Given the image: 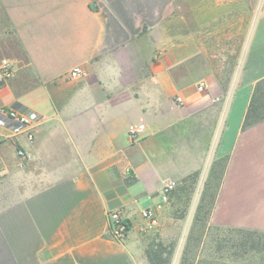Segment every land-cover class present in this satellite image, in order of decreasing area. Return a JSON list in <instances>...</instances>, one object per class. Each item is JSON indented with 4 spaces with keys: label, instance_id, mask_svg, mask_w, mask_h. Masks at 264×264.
I'll return each instance as SVG.
<instances>
[{
    "label": "crops",
    "instance_id": "obj_1",
    "mask_svg": "<svg viewBox=\"0 0 264 264\" xmlns=\"http://www.w3.org/2000/svg\"><path fill=\"white\" fill-rule=\"evenodd\" d=\"M4 60L0 109L39 120L31 141L0 128V264H149L141 211L164 231V184L219 164L213 225L264 233V120L242 128L264 0H0ZM109 210L130 223L122 239Z\"/></svg>",
    "mask_w": 264,
    "mask_h": 264
},
{
    "label": "rangeland",
    "instance_id": "obj_2",
    "mask_svg": "<svg viewBox=\"0 0 264 264\" xmlns=\"http://www.w3.org/2000/svg\"><path fill=\"white\" fill-rule=\"evenodd\" d=\"M222 167L214 178L205 170L172 190L165 230L158 221L149 233L151 248L165 250L168 264H264L263 232L213 225Z\"/></svg>",
    "mask_w": 264,
    "mask_h": 264
},
{
    "label": "built area",
    "instance_id": "obj_3",
    "mask_svg": "<svg viewBox=\"0 0 264 264\" xmlns=\"http://www.w3.org/2000/svg\"><path fill=\"white\" fill-rule=\"evenodd\" d=\"M13 71V65L4 60L0 65V86L5 84ZM84 72L79 67H75L70 71V76L75 77L82 75ZM204 83L198 85V89L205 90ZM183 97L178 95L175 98L177 105L183 104ZM39 120V114L35 111L26 109L22 106H8L0 109V128L5 130L10 136L24 133L28 140L34 137V130ZM144 130L142 124H131L128 127L127 136L131 141H137ZM19 158H25L26 153L23 149H16ZM176 181H168L164 184L163 190L170 192L176 187ZM141 217L144 220V229L147 231L157 230L158 217L154 209L146 208L141 211ZM108 230L111 235L117 239L124 238L130 231V223L126 220L120 210L107 211Z\"/></svg>",
    "mask_w": 264,
    "mask_h": 264
},
{
    "label": "trees",
    "instance_id": "obj_4",
    "mask_svg": "<svg viewBox=\"0 0 264 264\" xmlns=\"http://www.w3.org/2000/svg\"><path fill=\"white\" fill-rule=\"evenodd\" d=\"M13 106H22L14 102ZM264 120V78L258 80L251 94V98L244 115L242 128L249 127L257 122ZM165 250L159 248L149 249L147 259L149 264H168L169 257H163Z\"/></svg>",
    "mask_w": 264,
    "mask_h": 264
}]
</instances>
